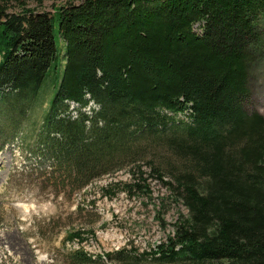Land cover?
<instances>
[{"label":"trees","instance_id":"16d2710c","mask_svg":"<svg viewBox=\"0 0 264 264\" xmlns=\"http://www.w3.org/2000/svg\"><path fill=\"white\" fill-rule=\"evenodd\" d=\"M11 1L0 0L1 111L42 104L54 77L37 144L77 190L130 167L121 192L136 194L140 159L168 157L149 166L188 215L153 253L115 261L264 264V116L248 109L264 0H78L53 13Z\"/></svg>","mask_w":264,"mask_h":264},{"label":"rangeland","instance_id":"374dc122","mask_svg":"<svg viewBox=\"0 0 264 264\" xmlns=\"http://www.w3.org/2000/svg\"><path fill=\"white\" fill-rule=\"evenodd\" d=\"M77 1L12 0L7 5L13 13L20 12L18 5L53 13ZM195 30L202 32L199 24ZM55 39L58 52L64 53L58 21ZM53 82L52 76L42 104L30 111L20 113L18 108L4 113L0 108V264H84L71 260L78 250L91 259L89 264H119L114 253L120 250L153 253L173 234L177 221L188 215L149 166L151 162L166 166V153L140 159L142 184L147 186L141 192H121V183L132 179L130 167L77 190L37 144ZM250 88L248 109L264 116V57L252 68ZM84 110L90 113V108ZM77 232L81 238L73 240L71 235Z\"/></svg>","mask_w":264,"mask_h":264}]
</instances>
